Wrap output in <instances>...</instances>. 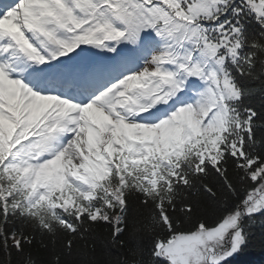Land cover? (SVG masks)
Instances as JSON below:
<instances>
[{"label": "snow or ice", "instance_id": "1", "mask_svg": "<svg viewBox=\"0 0 264 264\" xmlns=\"http://www.w3.org/2000/svg\"><path fill=\"white\" fill-rule=\"evenodd\" d=\"M258 225L264 0L0 2V264H227Z\"/></svg>", "mask_w": 264, "mask_h": 264}, {"label": "trees", "instance_id": "2", "mask_svg": "<svg viewBox=\"0 0 264 264\" xmlns=\"http://www.w3.org/2000/svg\"><path fill=\"white\" fill-rule=\"evenodd\" d=\"M254 103L259 104V98H256ZM254 235L250 238L248 245L244 251L239 255L230 259L227 264H264V228L259 225L253 230ZM103 233H97L93 240L89 241V244H94V249H88V264H107L110 259H114L119 255L116 249L111 246L105 247L102 243ZM81 245L83 242H79ZM32 256L36 259L37 264H46L48 259V251L37 244H34L32 248ZM15 257H13V264H15ZM81 256L77 255L75 260L77 264L81 260Z\"/></svg>", "mask_w": 264, "mask_h": 264}]
</instances>
